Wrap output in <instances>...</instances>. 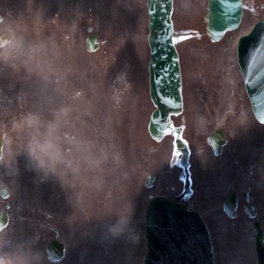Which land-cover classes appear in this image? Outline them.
Instances as JSON below:
<instances>
[{"label":"rangeland","instance_id":"rangeland-1","mask_svg":"<svg viewBox=\"0 0 264 264\" xmlns=\"http://www.w3.org/2000/svg\"><path fill=\"white\" fill-rule=\"evenodd\" d=\"M90 3V15L84 19L83 22L80 21L76 23L73 27L74 34H75V42L70 44L67 43H59L58 44V69L59 71L62 69L60 75L67 78L69 74L75 75L74 69L76 67L82 68L87 66V63L84 62L81 56H89L85 53L81 43V39L83 38L85 32L86 23L91 22L95 23L99 29L102 30L104 26H108L109 23L118 18V25H113L110 28H106L103 30L105 41L103 42L104 46L102 51H104L105 56H112L116 58L118 62L121 60L128 58L129 56H135L137 60H141L142 56H145L146 47H145V39H144V30L142 27H136V29L129 25L131 11L129 8L132 9L133 7H140L142 9V0H87ZM193 2V0H190ZM103 2V3H102ZM135 14V12H133ZM136 15V14H135ZM249 15V14H248ZM247 15V16H248ZM61 18V16H60ZM59 18V19H60ZM144 21V17H143ZM146 25H147V21ZM62 27V26H61ZM34 44L36 43V37H33ZM185 43V42H183ZM181 43V44H183ZM44 44V52L43 56H50L51 54V45ZM183 50V47H181ZM188 48V47H187ZM215 53V52H214ZM98 54L92 55V59H95L96 63L103 64L105 56H98ZM214 56V55H212ZM77 60L78 64L73 65L72 61ZM103 80L91 79L87 81V86H92L96 83L102 84ZM102 91L103 88L99 92H94L92 96V106H90V110L92 111L91 124H90V136L86 138V141L89 140L91 149L90 160L89 164L92 165L93 168L101 169L104 173L108 174L112 172V164L113 161L108 159L112 154H114L115 159V167L114 170L117 168L119 164L125 170L126 174L131 175L135 170L143 169L145 166L144 156L139 157L140 160L138 163L137 157L135 158V146L137 145L136 140L137 136L140 135V140L142 141L141 144L146 143L145 134H146V121L143 119L140 122L136 120V111H137V104L139 100L136 98V95L133 97L130 94L125 95V113H129L130 117L128 119L127 124L125 127H120L115 129V122L117 123L119 111L117 108H113L111 105L105 107L108 112L112 111L113 116H110V113L106 112L100 108H94L102 101ZM141 107V103L138 104ZM92 134V135H91ZM129 137V153L127 150H123L122 143L126 147L125 142L122 138ZM84 138L82 136L81 143L83 144ZM169 147V142L164 140V142L159 147V151L162 152V155L166 159L165 151ZM126 162H123L122 158ZM131 167H127L128 165ZM138 165V166H137ZM145 169V168H144ZM144 171V170H143ZM133 178V175L130 176ZM120 214H123L122 207L120 208ZM94 261V260H92ZM106 262V261H105Z\"/></svg>","mask_w":264,"mask_h":264},{"label":"clouds","instance_id":"clouds-1","mask_svg":"<svg viewBox=\"0 0 264 264\" xmlns=\"http://www.w3.org/2000/svg\"><path fill=\"white\" fill-rule=\"evenodd\" d=\"M23 47L24 40L22 37L13 36L6 39L0 43V59L8 60L14 50ZM82 94V91L75 93L77 96ZM15 126L22 127V124L17 122ZM54 127L51 125L47 134L31 136L25 146V152L29 159L38 169L46 173L55 171L58 162L62 159L63 149L54 134ZM129 223V214H119L117 222L112 225L113 233L119 235L127 229ZM40 259L41 253L39 251L33 250L30 246L26 247L23 243L10 247L8 237L0 234V264H38Z\"/></svg>","mask_w":264,"mask_h":264},{"label":"flooded vegetation","instance_id":"flooded-vegetation-1","mask_svg":"<svg viewBox=\"0 0 264 264\" xmlns=\"http://www.w3.org/2000/svg\"><path fill=\"white\" fill-rule=\"evenodd\" d=\"M3 6L0 4V9L2 8Z\"/></svg>","mask_w":264,"mask_h":264}]
</instances>
